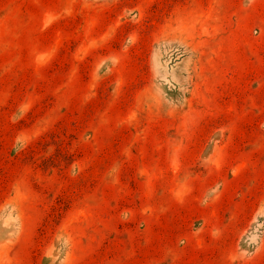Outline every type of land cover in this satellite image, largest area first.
Listing matches in <instances>:
<instances>
[{
  "label": "rangeland",
  "instance_id": "1",
  "mask_svg": "<svg viewBox=\"0 0 264 264\" xmlns=\"http://www.w3.org/2000/svg\"><path fill=\"white\" fill-rule=\"evenodd\" d=\"M0 264H264V0H0Z\"/></svg>",
  "mask_w": 264,
  "mask_h": 264
}]
</instances>
